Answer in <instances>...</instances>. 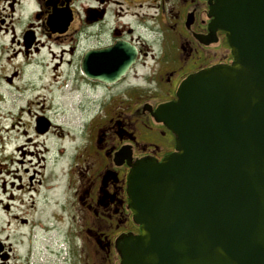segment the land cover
Returning a JSON list of instances; mask_svg holds the SVG:
<instances>
[{"label":"flooded vegetation","instance_id":"flooded-vegetation-1","mask_svg":"<svg viewBox=\"0 0 264 264\" xmlns=\"http://www.w3.org/2000/svg\"><path fill=\"white\" fill-rule=\"evenodd\" d=\"M214 2L0 0V264L121 263L118 240L141 232L133 165L176 150L157 109L189 75L233 62ZM48 56L73 84L79 126L60 122L57 106L23 123V75ZM34 193L62 198L36 218Z\"/></svg>","mask_w":264,"mask_h":264},{"label":"water","instance_id":"water-1","mask_svg":"<svg viewBox=\"0 0 264 264\" xmlns=\"http://www.w3.org/2000/svg\"><path fill=\"white\" fill-rule=\"evenodd\" d=\"M211 8L234 61L189 75L157 109L176 150L133 165L141 232L118 240L121 264H264V0Z\"/></svg>","mask_w":264,"mask_h":264},{"label":"rangeland","instance_id":"rangeland-1","mask_svg":"<svg viewBox=\"0 0 264 264\" xmlns=\"http://www.w3.org/2000/svg\"><path fill=\"white\" fill-rule=\"evenodd\" d=\"M52 60L48 56L43 63L37 68H29L23 75V123H29L32 121V117L35 112L40 111L44 106V110L47 109L53 112L56 106L59 107L60 122L65 125L79 126L83 123L85 116L81 113L78 105L79 100L77 96L73 95V84L64 85L65 76L56 77V73L51 68ZM57 78V79H56ZM30 80V82H25ZM57 80V81H56ZM27 84L29 88L25 90L24 85ZM59 84H62L61 89L57 88ZM7 104V103H6ZM52 107H49V106ZM47 108V109H46ZM54 108V110H51ZM30 110L31 114L28 115L27 111ZM48 197L44 196V193H34L33 198L30 194H27V199H34L35 211L32 214L37 218L41 212L44 213L43 219L46 215L52 214L55 210V206H58V201L62 198V193H46ZM30 202L28 201V205ZM44 242V243H43ZM38 240L35 243L37 254H47V250L44 249L45 241ZM29 244L27 245L28 248ZM44 246V247H43ZM25 247L23 251H25ZM44 252V253H43Z\"/></svg>","mask_w":264,"mask_h":264}]
</instances>
